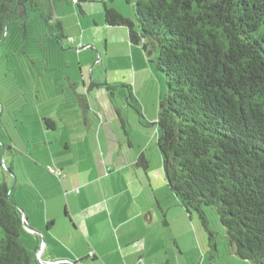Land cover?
<instances>
[{"label":"rangeland","instance_id":"1","mask_svg":"<svg viewBox=\"0 0 264 264\" xmlns=\"http://www.w3.org/2000/svg\"><path fill=\"white\" fill-rule=\"evenodd\" d=\"M135 2L107 4L133 19ZM77 5L75 0L39 1L37 8L62 21L65 37L60 43L47 35L38 10L30 8L25 10V35L11 21L0 43V182L12 190L26 226L44 231L45 216L54 217L53 230L63 233L64 204L70 196L65 195L77 176L61 180L72 166L84 168L90 179L87 186L97 190L126 187L134 171L145 182L148 172L160 200L167 204L163 226L154 191L146 190L159 223V230L150 231L148 245L161 246L159 253L151 250L159 264H251L228 244L215 212L208 213V228L214 234L209 243L196 215L189 218L169 191L156 145L164 83L141 45L129 42L126 26L104 22L100 0L80 1L83 14ZM90 82L98 85L88 87ZM123 83L130 86L132 97ZM106 84L115 87L107 90ZM43 118L50 119L47 125ZM102 152L104 156H98ZM140 154L147 161L145 170L135 164ZM109 163L115 166L111 170ZM126 194L120 190L118 202L125 201ZM32 237L23 227L21 240L38 259L35 249L40 244ZM80 248L88 251L84 242ZM148 262L153 264L152 258Z\"/></svg>","mask_w":264,"mask_h":264},{"label":"trees","instance_id":"2","mask_svg":"<svg viewBox=\"0 0 264 264\" xmlns=\"http://www.w3.org/2000/svg\"><path fill=\"white\" fill-rule=\"evenodd\" d=\"M39 1L0 0V43L11 21L25 35L27 8L38 10L54 41L65 37L62 21ZM109 1L100 0L104 22L127 27L164 83L156 145L169 191L209 243L215 212L235 254L264 264V0H136L133 19ZM135 164L147 167L142 154ZM22 230L12 190L0 182V264L36 262Z\"/></svg>","mask_w":264,"mask_h":264},{"label":"crops","instance_id":"3","mask_svg":"<svg viewBox=\"0 0 264 264\" xmlns=\"http://www.w3.org/2000/svg\"><path fill=\"white\" fill-rule=\"evenodd\" d=\"M98 156H104V152ZM100 159L101 163H105L102 157ZM107 167L111 170L115 166L109 163ZM74 174L77 177L69 186L67 194L65 192V196H70L66 198L64 204L63 215L67 223L64 224L63 233L53 230L52 227L56 223L54 217L45 216L44 231L40 228L36 231L26 226L27 231L33 236V241L40 244V247L35 249V255L37 254L39 260L34 257L36 260L34 264H147V260L151 258L153 264H159L157 254H152L151 250L159 253L161 246L158 247L156 242L152 243V247L148 245V235L152 230H159V223L158 215L147 197L146 190L154 191L157 208L163 215L161 221L163 226L167 225L163 212L167 204L160 200L148 172L147 176L145 175L147 180L145 182L141 180L137 171H134L126 187L119 189L103 187L100 190L87 186L90 179H86L84 168L74 169L72 166L70 173L66 169L61 181L73 177ZM120 190L127 192L126 200L123 202H118ZM139 196H144L145 199L136 201ZM113 199H116L118 204L113 203ZM101 223H104L102 228ZM82 242L88 251L85 249L80 251ZM162 247L167 248L166 244ZM89 253L92 255L89 256Z\"/></svg>","mask_w":264,"mask_h":264},{"label":"water","instance_id":"4","mask_svg":"<svg viewBox=\"0 0 264 264\" xmlns=\"http://www.w3.org/2000/svg\"><path fill=\"white\" fill-rule=\"evenodd\" d=\"M5 30H6V28H5ZM22 221H23V226L26 227V220H25V218L23 216H22Z\"/></svg>","mask_w":264,"mask_h":264},{"label":"built area","instance_id":"5","mask_svg":"<svg viewBox=\"0 0 264 264\" xmlns=\"http://www.w3.org/2000/svg\"><path fill=\"white\" fill-rule=\"evenodd\" d=\"M50 171L52 172V173H55L56 175L58 174V172L57 171H55L54 169H52V168H50Z\"/></svg>","mask_w":264,"mask_h":264},{"label":"flooded vegetation","instance_id":"6","mask_svg":"<svg viewBox=\"0 0 264 264\" xmlns=\"http://www.w3.org/2000/svg\"><path fill=\"white\" fill-rule=\"evenodd\" d=\"M56 42V41H55ZM61 42V41H60ZM60 42H56V43H60ZM91 83V82H90ZM93 85L92 86H97L98 84L96 82H92ZM89 87V86H88Z\"/></svg>","mask_w":264,"mask_h":264},{"label":"clouds","instance_id":"7","mask_svg":"<svg viewBox=\"0 0 264 264\" xmlns=\"http://www.w3.org/2000/svg\"><path fill=\"white\" fill-rule=\"evenodd\" d=\"M24 227V226H23ZM37 255V254H36Z\"/></svg>","mask_w":264,"mask_h":264}]
</instances>
